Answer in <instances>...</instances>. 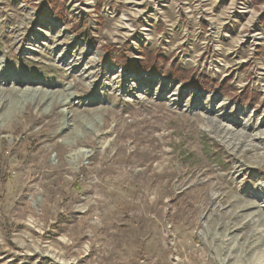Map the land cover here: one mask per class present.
Wrapping results in <instances>:
<instances>
[{
    "label": "rangeland",
    "instance_id": "1",
    "mask_svg": "<svg viewBox=\"0 0 264 264\" xmlns=\"http://www.w3.org/2000/svg\"><path fill=\"white\" fill-rule=\"evenodd\" d=\"M0 264H264V0H0Z\"/></svg>",
    "mask_w": 264,
    "mask_h": 264
},
{
    "label": "trees",
    "instance_id": "2",
    "mask_svg": "<svg viewBox=\"0 0 264 264\" xmlns=\"http://www.w3.org/2000/svg\"><path fill=\"white\" fill-rule=\"evenodd\" d=\"M113 54H115L114 53V51H113ZM114 58H117V55L115 54V56H114ZM123 63V65H124V68L125 69H128V70H134V68H136L137 69V67H139V66H144L143 65V63H142V61L144 62V59H139V58H133V57H122V59H120ZM146 62V61H145Z\"/></svg>",
    "mask_w": 264,
    "mask_h": 264
}]
</instances>
